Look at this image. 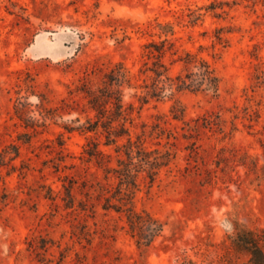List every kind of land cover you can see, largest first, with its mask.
<instances>
[{
	"label": "rangeland",
	"instance_id": "374dc122",
	"mask_svg": "<svg viewBox=\"0 0 264 264\" xmlns=\"http://www.w3.org/2000/svg\"><path fill=\"white\" fill-rule=\"evenodd\" d=\"M211 3L218 7L207 12ZM194 11L203 13L196 23ZM168 22L174 35L164 27ZM218 29L226 42L217 39ZM152 40L165 43L173 74L182 64L172 60L186 51L215 68L217 98L175 96L187 119L221 114L223 133L214 126L191 135L173 119L169 94L141 100L152 81L142 71ZM118 62L131 77L124 101L135 108L134 132L152 131L160 116L174 134L169 140L148 133V146L170 141L176 152L155 184L136 192V209L163 224L150 246H139L125 217L104 208L110 194L101 189L109 187L104 172L84 156L89 137L97 136L62 127L77 126L79 116L86 121L75 110L87 100L70 90L87 71L96 72L92 85L100 83ZM60 134L64 154L58 153ZM101 147L115 160L113 147ZM5 150L0 264H249L233 241L238 230L264 235V1L0 0V154ZM64 185L73 186L72 208L63 200Z\"/></svg>",
	"mask_w": 264,
	"mask_h": 264
},
{
	"label": "trees",
	"instance_id": "16d2710c",
	"mask_svg": "<svg viewBox=\"0 0 264 264\" xmlns=\"http://www.w3.org/2000/svg\"><path fill=\"white\" fill-rule=\"evenodd\" d=\"M217 7V3H211L204 6V9L209 12L215 11ZM194 12L196 13L191 20L192 23H196L203 16L201 12ZM157 26H163V24L157 22ZM164 27H169L168 32L172 35L175 34L174 26L169 22ZM216 37L219 42H226L222 35V29L217 30ZM145 48L148 49L144 54L147 60L144 62L145 68L142 71L148 74L152 81L146 83L147 95L143 96L141 100L144 102L150 98L160 100L169 94L170 99H175V103L171 107L173 119L187 125V129L193 132L190 133L191 135L199 134L198 132L202 128L213 129L214 126L223 133L225 130L221 125L223 122L221 114L208 111L196 119H187L185 106L175 96L177 93L189 91L193 93L206 92L213 98H217L220 95L221 80L215 68L198 54L186 51L183 56L172 60V64L177 62L182 64V69L173 74L171 67L165 61L169 51L165 48V43L158 44L152 40L145 45ZM91 73L96 72L88 73L87 71L85 77L80 79L81 83L75 89L70 90V93L82 94L87 100L86 108L82 110L76 108L75 110L80 114H86V121L81 123L79 116L75 120L79 123L77 126L65 124L62 127L69 133L79 131L82 134L97 136L89 137L84 156L104 172L109 187L101 186V189L110 193L105 197L104 208L106 210L112 208L125 217L129 231L136 238L139 246H150L163 231V224L149 212L136 209V192L142 185L151 188L158 180L161 171L164 168H169L175 160L176 152L171 147H167L170 141L162 147H160L161 142H158L159 146L155 148L148 146V133H155L158 138L166 135L169 140L174 137V134L162 125L165 120L160 116L152 125V131L149 132L143 128L141 133L134 132L133 111L135 108L132 104L124 101V87L131 84V77L121 62L107 70L103 74L101 82L96 85H92L90 82ZM193 121L196 122L194 125H192ZM62 134L58 137L57 146L58 153L64 154L66 148ZM26 135L31 136V133H26ZM102 136L105 138L104 141L99 140ZM101 145L114 148L115 160L113 153L103 149ZM193 145L195 151L199 146H196L197 142H194ZM7 153L8 151L5 150L0 154V163L6 161ZM19 154V150H16V156ZM61 157L58 166L65 161L63 155ZM72 185H64L63 200L67 208L74 207L76 203ZM50 197H54L52 193ZM80 207L86 209L82 202H80ZM233 243L239 251L246 252L249 264H264L263 234H258L254 230H238Z\"/></svg>",
	"mask_w": 264,
	"mask_h": 264
}]
</instances>
